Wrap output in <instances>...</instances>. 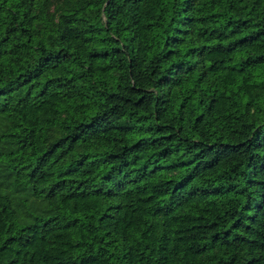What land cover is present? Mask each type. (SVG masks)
Listing matches in <instances>:
<instances>
[{
  "label": "trees",
  "instance_id": "obj_1",
  "mask_svg": "<svg viewBox=\"0 0 264 264\" xmlns=\"http://www.w3.org/2000/svg\"><path fill=\"white\" fill-rule=\"evenodd\" d=\"M0 264H264V0H0Z\"/></svg>",
  "mask_w": 264,
  "mask_h": 264
}]
</instances>
